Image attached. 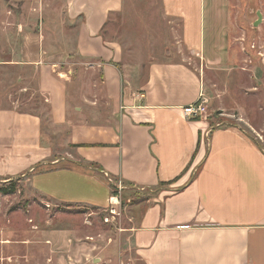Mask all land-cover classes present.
<instances>
[{"label": "crops", "instance_id": "1", "mask_svg": "<svg viewBox=\"0 0 264 264\" xmlns=\"http://www.w3.org/2000/svg\"><path fill=\"white\" fill-rule=\"evenodd\" d=\"M62 2L47 16L74 27L70 38L39 43L34 60L58 69L41 68L47 114L0 109L1 180L35 172L37 194L109 209L114 180L156 188L180 177L136 206L140 261L264 264V107L254 105L264 57L248 65L233 42L230 0H161L176 25L133 62L104 34L124 0ZM201 93L209 115L190 120L184 108ZM40 223L45 233L51 222Z\"/></svg>", "mask_w": 264, "mask_h": 264}, {"label": "rangeland", "instance_id": "2", "mask_svg": "<svg viewBox=\"0 0 264 264\" xmlns=\"http://www.w3.org/2000/svg\"><path fill=\"white\" fill-rule=\"evenodd\" d=\"M230 2L233 42L243 44L242 56L252 65L249 58L264 57V29L254 26L258 13L264 14V0ZM62 6V0H0V109L47 114L39 81L44 65H36L34 60L42 54L39 43L70 38L64 33L74 27L55 24L54 13L50 14L53 18L47 16L46 9L50 13ZM142 7L146 14H141ZM148 25L157 31H142ZM175 25L166 19L161 0H124L122 13L111 17L104 34L107 40L122 44L124 56L133 62L136 55L138 61L143 59L141 51L144 54L155 48L166 36L167 28ZM173 37L174 33L170 40ZM154 53L149 56L154 57ZM43 68L58 70L56 66ZM257 70L261 77L254 84L259 96L254 105L258 109L264 107V71ZM248 81L242 77L243 85L248 87ZM260 142L264 147V141ZM33 173L6 181L0 178V185L17 180L18 186L14 194H0V264H143L131 238V228L137 220L136 206L155 197L162 188H131L114 180V192L120 198L118 215L106 223L105 218L110 215L106 208L57 203L34 192L28 181ZM43 220L51 222L45 233L41 231ZM54 233L58 237H53Z\"/></svg>", "mask_w": 264, "mask_h": 264}, {"label": "built area", "instance_id": "3", "mask_svg": "<svg viewBox=\"0 0 264 264\" xmlns=\"http://www.w3.org/2000/svg\"><path fill=\"white\" fill-rule=\"evenodd\" d=\"M209 104V98L205 94L201 93L194 103L184 108V115L190 120H197L207 117L209 115ZM119 203L120 198L119 195L116 194L110 200V208L108 209L110 215L105 218L106 223L111 222V219H115L116 215H118L116 208L119 206Z\"/></svg>", "mask_w": 264, "mask_h": 264}, {"label": "trees", "instance_id": "4", "mask_svg": "<svg viewBox=\"0 0 264 264\" xmlns=\"http://www.w3.org/2000/svg\"><path fill=\"white\" fill-rule=\"evenodd\" d=\"M73 166H74L75 168H80V167H82V166H84V165H83L82 163H75ZM88 167H92L93 169H97L98 171H101V169L98 168V167H96V166H88ZM179 179H180V177H177V178H175L174 180H171L170 182L161 183L160 186H159V188H158L157 190H159V189L162 188V187H168V186H170V185H173V184H175ZM130 187H131V188H136V187H133V186H130ZM111 188H112L113 192L116 191V190L114 189V186H113V185H111ZM17 190H18L17 180H12V181H10V182H8V183H6V184L4 183V184L0 185V194H3V195L14 194V193L17 192ZM114 194H115V192H114Z\"/></svg>", "mask_w": 264, "mask_h": 264}, {"label": "water", "instance_id": "5", "mask_svg": "<svg viewBox=\"0 0 264 264\" xmlns=\"http://www.w3.org/2000/svg\"><path fill=\"white\" fill-rule=\"evenodd\" d=\"M262 23V14L258 13V20L255 22L254 26L258 27Z\"/></svg>", "mask_w": 264, "mask_h": 264}]
</instances>
